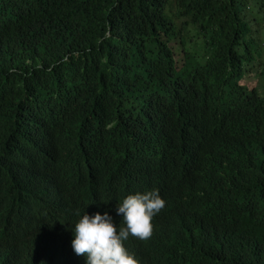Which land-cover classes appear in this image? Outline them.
<instances>
[{
	"label": "trees",
	"instance_id": "1",
	"mask_svg": "<svg viewBox=\"0 0 264 264\" xmlns=\"http://www.w3.org/2000/svg\"><path fill=\"white\" fill-rule=\"evenodd\" d=\"M148 189L138 264H264V0H0V264Z\"/></svg>",
	"mask_w": 264,
	"mask_h": 264
},
{
	"label": "clouds",
	"instance_id": "2",
	"mask_svg": "<svg viewBox=\"0 0 264 264\" xmlns=\"http://www.w3.org/2000/svg\"><path fill=\"white\" fill-rule=\"evenodd\" d=\"M165 204L158 189L133 192L115 207L125 225L119 230L107 212L91 216L84 213L71 231L74 253L84 256L86 264H138L123 242L129 236L141 241L149 239L153 231L152 219ZM77 215L80 214L77 212Z\"/></svg>",
	"mask_w": 264,
	"mask_h": 264
},
{
	"label": "rangeland",
	"instance_id": "3",
	"mask_svg": "<svg viewBox=\"0 0 264 264\" xmlns=\"http://www.w3.org/2000/svg\"><path fill=\"white\" fill-rule=\"evenodd\" d=\"M241 84H245L248 88H252L257 85V78L256 77H248L240 82Z\"/></svg>",
	"mask_w": 264,
	"mask_h": 264
}]
</instances>
